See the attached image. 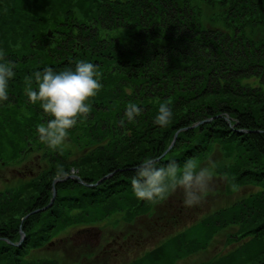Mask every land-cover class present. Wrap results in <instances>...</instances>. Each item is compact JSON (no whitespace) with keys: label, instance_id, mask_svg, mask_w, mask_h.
<instances>
[{"label":"trees","instance_id":"trees-1","mask_svg":"<svg viewBox=\"0 0 264 264\" xmlns=\"http://www.w3.org/2000/svg\"><path fill=\"white\" fill-rule=\"evenodd\" d=\"M0 53L16 73L0 107L1 163L29 150L27 132L40 142L37 126L51 119L39 103L28 102L25 76L45 68L74 70L83 60L97 66L102 84L88 101L87 119L69 130L85 149L81 158L38 143L50 169L3 203L2 210L13 208L0 220V264H61L25 257L58 231L95 227L116 212L127 219L151 212L161 200H139L131 187L145 158L182 166L215 146L233 160L216 168L229 190H258L197 226L180 228L186 225L176 219V234L150 254L175 237L183 246L237 226L229 242L247 240L208 264H264V0H0ZM166 101L173 116L159 127L154 117ZM129 102L141 109L132 121L125 116ZM71 169L79 179H66ZM107 175L96 186L80 183L94 185ZM56 177L52 206L21 224L49 203ZM20 230L25 237L17 246ZM137 260L127 264H143L144 257Z\"/></svg>","mask_w":264,"mask_h":264},{"label":"rangeland","instance_id":"rangeland-1","mask_svg":"<svg viewBox=\"0 0 264 264\" xmlns=\"http://www.w3.org/2000/svg\"><path fill=\"white\" fill-rule=\"evenodd\" d=\"M1 104L2 102H0V107L6 105ZM27 135L29 138L27 141L29 143L26 144L25 148L32 149V151L13 161H4V163L0 161V220H2V215L10 212L12 210L11 208H13L4 207L2 210L3 203L11 197L13 198V195L16 194L18 189L27 186L34 179L39 178L40 175L48 171L51 167V160L45 157L44 149L38 150V143L41 142H37L35 136H32L31 133L27 132ZM64 149L68 157L73 161H78L85 151V149H80L75 141L69 137ZM10 150L11 148L6 151ZM163 153L160 157H163ZM7 155H10V153ZM209 159L216 162V168L219 170L225 169L233 161L231 157L225 158L218 146H215L204 159L198 162L204 163ZM77 172L78 170L71 169L68 176H76L79 179L80 177ZM214 176L215 180L212 185V190L207 194L204 201L196 207L186 208L182 206V192L177 190L166 199L155 204L152 211L148 214H142L133 219H127V215H124L123 217L126 221L123 219L122 213L116 212L107 219H104V221L100 222L101 225L97 226L101 233H103V235L97 238L100 240L98 244L94 240L96 238L94 237L93 239L94 231L96 230L94 227L88 226V230L84 228V234L88 240L80 242L83 235L77 233L76 230L78 231L82 227L76 228L74 226L54 233L43 246L31 248L25 259L57 258L61 264H127V262L130 263L134 259L138 258L140 260L144 257L141 263L145 264L146 257H149L148 264H208L217 257L234 250L247 240L242 239L236 241V238H232L233 241L229 242V237L237 231V226L225 227L220 232L215 233L212 239L206 240L204 237L200 242H186L183 246L179 242L176 243L175 237L157 251L153 252V254L150 253L168 241L166 239L168 236L174 235L176 232V219L179 221L182 220L183 225H186L180 228L197 226L211 213L221 208L229 207L241 197H246L247 194L249 195V193L251 194L258 190L253 185H240L236 187V191L229 190L225 175H218L215 169ZM56 181L58 182L59 178L56 177L54 179L52 189H54ZM80 183L88 187L91 185L82 182V179ZM42 209H37L26 214L21 218V224L31 214L42 212ZM84 223L89 224V222ZM120 233H122V236L128 235L130 242L126 245L125 240L120 236L118 242L121 244V247L112 246L111 248L114 249L113 255H111V252L109 253L111 248L103 253V245L113 239V236ZM22 234L24 235V233ZM89 238H92V240ZM59 239H63V242H60ZM180 241L183 243L186 240L183 237ZM205 243L207 244L202 248ZM126 249H128L127 253H125Z\"/></svg>","mask_w":264,"mask_h":264},{"label":"clouds","instance_id":"clouds-1","mask_svg":"<svg viewBox=\"0 0 264 264\" xmlns=\"http://www.w3.org/2000/svg\"><path fill=\"white\" fill-rule=\"evenodd\" d=\"M14 69L15 64L0 53V102L8 100L9 81L16 74ZM100 76L97 66L82 60L75 64L74 70L54 72L51 68H45L24 77L28 102L33 105L39 103L43 113L51 117L46 124L37 126L38 139L42 144L51 150L66 147L69 130L78 121L87 119L92 111L88 101L102 88ZM126 91L128 95L132 94L131 89ZM140 112L137 104L129 102L125 116L132 121ZM172 116L170 102L160 103L154 124L166 127ZM216 167V162L211 159L200 163L196 158H188L181 166L174 161L159 164L157 160L145 158L131 179L132 191L137 199L151 202L164 200L180 190L182 206L193 208L200 205L212 190ZM233 191H236L235 185Z\"/></svg>","mask_w":264,"mask_h":264},{"label":"flooded vegetation","instance_id":"flooded-vegetation-1","mask_svg":"<svg viewBox=\"0 0 264 264\" xmlns=\"http://www.w3.org/2000/svg\"><path fill=\"white\" fill-rule=\"evenodd\" d=\"M30 151H32V149L31 150H28V151H26V153L25 154H28V152H30ZM25 156V155H24ZM27 162H29V163H31L30 161H27ZM13 172V171H12ZM15 172V171H14ZM101 225V224H100ZM99 225V226H100ZM86 229V228H85ZM85 229H84V227H82V228H80V229H78V231L76 230V232L77 233H80V235L82 234L83 235V237H81L82 239H80V242H83V241H87L88 240V238H86L87 236L84 234V231H85ZM96 230L94 231V236H93V239H94V237L96 238V239H94L95 241H96V244H98L99 242H100V240L99 239H97V238H99L101 235H103V233H101V231L98 229V227H96L95 228ZM88 230V229H87ZM120 236H122V233H120V234H118V235H116V236H113V239H111V240H109V241H107L104 245H103V247H102V250L104 251L103 253H105L106 252V250H110V248L113 246H117L118 248H120L121 247V244H119V242H118V240L120 239ZM25 237V236H24ZM89 239H91L92 240V238H89ZM122 239L123 240H125V244L127 245V243H129L130 242V237L128 236V235H124V236H122ZM23 240H24V238H23ZM63 239H59V241L61 242ZM105 241V240H104ZM63 242V241H62ZM128 248V247H127ZM114 249H112L111 248V250L109 251V253L111 252V255H113V251ZM127 251H128V249H126V252L125 253H127ZM33 259H35V258H33ZM38 259H40V258H38ZM44 259H51V258H44Z\"/></svg>","mask_w":264,"mask_h":264},{"label":"water","instance_id":"water-1","mask_svg":"<svg viewBox=\"0 0 264 264\" xmlns=\"http://www.w3.org/2000/svg\"><path fill=\"white\" fill-rule=\"evenodd\" d=\"M176 136H177V133L174 135V138H173V140H172V143H171L170 147H168V149L165 151V153H163V155H165V154L168 152V150L172 147V145H173L174 142H175ZM69 178H71V177L69 176ZM104 179H105V177H104L103 179H101L100 181H98L96 184H99V183H100L101 181H103ZM54 197H55V190L53 189V194H52L51 200H50L49 204H48L45 208H48V207L51 206V204H52V202H53V200H54ZM42 210H44V209H42ZM42 210H41V211H42ZM35 212H37V211H35ZM21 241H22V238L20 239V241L18 242L17 245H19V243H20Z\"/></svg>","mask_w":264,"mask_h":264},{"label":"bare ground","instance_id":"bare-ground-1","mask_svg":"<svg viewBox=\"0 0 264 264\" xmlns=\"http://www.w3.org/2000/svg\"><path fill=\"white\" fill-rule=\"evenodd\" d=\"M53 201H54V200H53ZM52 203H53V202H52ZM46 206H47V205H46ZM46 206H45V207H46ZM51 206H52V204H51ZM45 207L43 208L44 210L46 209ZM44 210H43V211H44Z\"/></svg>","mask_w":264,"mask_h":264}]
</instances>
